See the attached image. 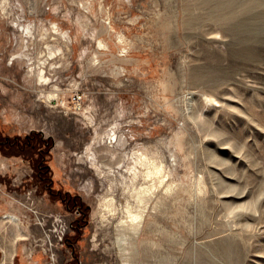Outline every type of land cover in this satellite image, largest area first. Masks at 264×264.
Segmentation results:
<instances>
[{
	"label": "rangeland",
	"instance_id": "1",
	"mask_svg": "<svg viewBox=\"0 0 264 264\" xmlns=\"http://www.w3.org/2000/svg\"><path fill=\"white\" fill-rule=\"evenodd\" d=\"M3 1L0 140L35 133L22 155L43 150L87 222L0 148V264L10 248L44 264H264V0L232 9L238 34L193 26V0ZM154 161L158 189L123 253L116 226Z\"/></svg>",
	"mask_w": 264,
	"mask_h": 264
},
{
	"label": "bare ground",
	"instance_id": "2",
	"mask_svg": "<svg viewBox=\"0 0 264 264\" xmlns=\"http://www.w3.org/2000/svg\"><path fill=\"white\" fill-rule=\"evenodd\" d=\"M193 1H194V13L191 16V19L189 20L193 26H198V27L199 25L204 26L203 24L206 23L221 24L226 26V30H228V32H233L235 34H238V32L241 31L243 28L247 29L248 22L245 21L246 18H240L237 17L236 15H232L231 12L232 9L236 7V9L239 8L251 12L252 10H255L256 7L258 6L257 5L258 2H255L254 0H193ZM3 2L7 5V0ZM3 9L5 8L3 7ZM196 9H201V11L205 12L204 15L198 13L196 14L195 13ZM258 15L262 20H264V11H261V13H259ZM27 30L29 31V29ZM100 45L103 48H107V45L104 44L103 42H101ZM44 72L45 71L42 70V73L40 74V79L42 81H48V77L44 74ZM49 96L50 99L52 100L56 99V94H52ZM160 171H161L160 166L158 165L157 161H154L152 166L148 167V170L146 172V178L147 180L151 181V183H147L146 186H141L140 188L137 189L136 200L138 202V206H132L130 204H127L122 209V216L118 221L116 230H117V243L119 244V249L122 250L123 253L126 252V250H129L127 246L132 245L133 241L137 240V238L141 233V229L143 228L142 226L145 221V209L147 208V204L152 199V196L156 194V190L158 189V182H160V177H159ZM104 205L109 209L111 215L115 217L118 210L115 196H112L111 198L105 200ZM10 217L11 219L16 218L15 216H10ZM122 252H120V255ZM128 252L130 253V251ZM122 255H121L122 258L120 257L121 259H124L122 261L124 262L125 260L127 261L128 254L127 255L125 254L126 256L125 255L122 256ZM14 256H15V250L12 248L8 249L7 251H5V258L1 264H11ZM132 256L133 254L131 256L128 255V257L131 258Z\"/></svg>",
	"mask_w": 264,
	"mask_h": 264
},
{
	"label": "flooded vegetation",
	"instance_id": "3",
	"mask_svg": "<svg viewBox=\"0 0 264 264\" xmlns=\"http://www.w3.org/2000/svg\"><path fill=\"white\" fill-rule=\"evenodd\" d=\"M34 135L35 133H32L24 139H22L21 136H17L13 140L6 138L4 142L0 140V148H5L7 151L15 150L20 154V156L22 154L26 155L27 152L33 153L36 148L33 144ZM38 153L39 156L35 155L34 157L22 156L26 157L28 162L33 164L36 168L35 175L42 183L45 193H48V196L60 202L62 205H65L68 209L76 208L80 214V218H77L75 221L76 224L79 226L86 225V223L82 222H87V209H85L81 196L73 194L68 190L64 191L62 188L57 187L56 179L49 176L51 173V166L48 164L47 156L43 153L42 149H39ZM70 226H75V224H70ZM78 229L81 230L82 228L78 227ZM69 240L71 239L68 238L67 243H69ZM72 255L73 258H76V253L73 252Z\"/></svg>",
	"mask_w": 264,
	"mask_h": 264
},
{
	"label": "crops",
	"instance_id": "4",
	"mask_svg": "<svg viewBox=\"0 0 264 264\" xmlns=\"http://www.w3.org/2000/svg\"><path fill=\"white\" fill-rule=\"evenodd\" d=\"M15 256L19 260L18 264H44V257L41 255H25L22 259L18 253Z\"/></svg>",
	"mask_w": 264,
	"mask_h": 264
},
{
	"label": "built area",
	"instance_id": "5",
	"mask_svg": "<svg viewBox=\"0 0 264 264\" xmlns=\"http://www.w3.org/2000/svg\"><path fill=\"white\" fill-rule=\"evenodd\" d=\"M84 100V95H82L80 92H76L74 93L73 97H72V101L77 104V105H81L82 102Z\"/></svg>",
	"mask_w": 264,
	"mask_h": 264
}]
</instances>
